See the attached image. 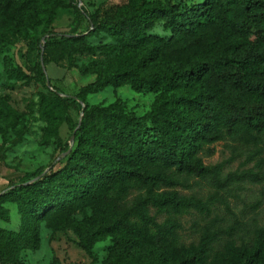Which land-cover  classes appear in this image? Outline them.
Returning <instances> with one entry per match:
<instances>
[{
  "label": "trees",
  "instance_id": "trees-1",
  "mask_svg": "<svg viewBox=\"0 0 264 264\" xmlns=\"http://www.w3.org/2000/svg\"><path fill=\"white\" fill-rule=\"evenodd\" d=\"M78 3L0 0V57L39 32L42 62L31 79L42 86V64L66 58L70 69L75 56L104 57L77 68L93 80L75 95L49 91L55 104L78 113L73 140L60 149L58 167L24 173L0 192V206L13 205L19 220L17 230L0 228V259L21 264V253L38 250L42 227L71 235L92 262L93 248L108 238L100 264H264V225H226L212 216L211 198L176 190L194 178L221 187V165L206 167L201 153L223 141L245 147L258 168L229 179L264 181V0H127L99 20ZM67 12L74 13L69 32L48 30ZM81 17L85 33L76 32ZM99 33L107 42H86ZM2 70L11 81L27 78L8 59ZM125 86L155 95L149 111L126 112L120 100L87 102ZM192 213L206 222L185 244L181 219Z\"/></svg>",
  "mask_w": 264,
  "mask_h": 264
},
{
  "label": "rangeland",
  "instance_id": "rangeland-1",
  "mask_svg": "<svg viewBox=\"0 0 264 264\" xmlns=\"http://www.w3.org/2000/svg\"><path fill=\"white\" fill-rule=\"evenodd\" d=\"M78 7L95 20L103 12L126 3L127 0H77ZM154 1V0H149ZM166 1V0H160ZM199 0H186L197 2ZM74 13L58 14L54 23L48 28L56 33L69 32V24ZM87 22L81 17L76 25L77 33H85ZM40 33L18 41L9 46L0 57V192L8 183L24 173L41 168L58 167L61 157L60 149L66 143L71 144L72 126L79 119L74 110L63 108L52 101L49 91L55 89L60 96H73L78 89L93 80L92 76H81L77 68L88 65L93 60H103L101 55H78L74 58L76 68H67L66 58L57 62L42 64L46 75V87L32 80V67L42 62L43 47ZM87 43L97 45L107 42L103 33L90 36ZM40 53V56L38 55ZM10 60L27 75L24 81L8 80L2 70V61ZM152 93H135L128 87L113 91L106 88L100 93L89 96V104L102 103L107 106L115 100L125 102L124 110L141 116L149 111L154 99ZM247 149L231 141L218 142L201 153L206 167L220 164L219 177L223 180L221 187L213 185L211 178L190 179L185 187H178L181 194L191 195L202 200L212 199L210 205L212 216L221 219L224 224L235 222L249 227L252 220L259 226L264 225V181L250 182L247 178L229 179L234 172L256 171V159H248ZM264 156V155H263ZM264 171V163L262 165ZM6 211L8 222L0 219V228L17 230L19 220L13 205L0 206V218ZM206 222V217L192 213L181 219L182 229L179 239L187 244L196 240L198 226ZM111 241L107 238L93 248L96 261L92 262L72 241L71 235L56 233L51 235L41 227L40 245L34 252L26 251L18 256L21 264H50L57 260L61 264H100L107 254ZM0 264H14L12 259H0Z\"/></svg>",
  "mask_w": 264,
  "mask_h": 264
},
{
  "label": "water",
  "instance_id": "water-1",
  "mask_svg": "<svg viewBox=\"0 0 264 264\" xmlns=\"http://www.w3.org/2000/svg\"><path fill=\"white\" fill-rule=\"evenodd\" d=\"M73 140V136H71V141Z\"/></svg>",
  "mask_w": 264,
  "mask_h": 264
}]
</instances>
